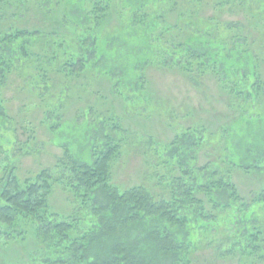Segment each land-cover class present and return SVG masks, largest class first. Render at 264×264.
Listing matches in <instances>:
<instances>
[{
    "label": "trees",
    "instance_id": "trees-1",
    "mask_svg": "<svg viewBox=\"0 0 264 264\" xmlns=\"http://www.w3.org/2000/svg\"><path fill=\"white\" fill-rule=\"evenodd\" d=\"M84 4L82 0H0V126L8 120L1 90L12 73L27 71L34 78L33 87L49 89L52 83H42L47 75H40L41 71L78 80L101 70L110 91L122 98L123 108L133 110L143 101L152 102L146 70L170 67L182 70L193 82L208 74L219 76L243 108L241 121L233 127L251 125L260 134L245 137L234 130L215 145L220 139L211 128H184L172 141L152 142L148 147L158 156L166 182L156 176L158 188L142 183L123 188L113 180L111 166L121 146L108 134L111 128L124 135L122 118L115 108L105 120L95 117L91 123L85 118L79 142L87 147L91 141V158L79 160L65 146L64 157L33 178L20 179L14 167L3 168L2 246L22 242L27 229L37 239L27 262L6 264H194L201 242L211 234H223L224 244L264 251V179L247 197L234 181L235 171L249 175L264 171V106H256L257 98L264 102V0H90L88 6ZM31 5L53 18L58 30L68 31L59 36V31L54 32L44 63L32 58L40 31L18 27ZM234 11L242 17L235 22L223 18ZM7 18L14 22L5 24ZM66 20L74 23L70 32ZM252 36L256 40L249 43ZM117 65L119 70L140 73L122 72L119 78L114 73ZM101 135L104 139H98ZM256 141L260 144L257 160L250 161ZM247 142L252 145L246 146ZM54 184L72 201L66 213L52 206Z\"/></svg>",
    "mask_w": 264,
    "mask_h": 264
},
{
    "label": "rangeland",
    "instance_id": "rangeland-1",
    "mask_svg": "<svg viewBox=\"0 0 264 264\" xmlns=\"http://www.w3.org/2000/svg\"><path fill=\"white\" fill-rule=\"evenodd\" d=\"M82 1L88 6L90 0ZM75 3L78 7L79 1ZM251 10L256 9L252 6ZM211 11L212 8L209 7V12ZM240 17L242 14L234 11L226 12L223 18L235 22ZM4 21L5 24L14 22L12 18ZM53 21L55 20L47 16L43 9L31 5L18 22L20 29L40 31V34L37 33L40 36L36 38L38 50L34 51L32 58L41 60V63L48 60L47 51L51 47L52 36H56L54 32L59 31L58 36L68 33L67 29L58 30L57 22L53 23ZM66 23L70 27V32L74 23L68 20ZM105 39L108 40L107 37ZM255 40V36L248 39L249 43ZM262 50L264 47L261 48ZM102 64L104 60L100 62V65ZM31 67L34 65L31 64ZM119 67L117 65L118 70L114 69V73L119 78L122 77V72L133 71L119 70ZM99 71L88 72L89 78L85 74L78 80H69L55 71L49 70V73L46 70L41 71L40 75H47V77L42 76V83L45 86L46 81L52 83L49 89L33 87L34 78L27 71L12 73L7 78L1 90L4 101L2 103L8 120L0 126L2 137L0 181L4 177L3 168L6 165L14 167L20 179L33 178L41 170L53 168L58 159L64 157L65 146L72 149V153L76 154L74 156L79 160L91 158V141L87 143V147L79 142L83 136L80 130L85 118L91 123L96 121L95 117L105 120L104 118L110 115L108 111L112 108H115L119 118H122L119 120L124 135L118 134L119 129L108 130L110 138H115L121 146L111 166L113 180L123 188L141 183L154 188L156 176H160L159 179L166 182L163 179L165 173L160 169L158 156L153 150L149 151L148 147L152 142L165 144L172 141L176 133L184 128L193 126L211 128L220 139L215 145L219 142L223 143L224 138L229 137V133L233 134L234 130L245 137L260 134L259 129L251 125L238 127L241 124L238 123L237 129L233 127L234 123L241 121L239 119L243 116V108L236 103L231 93L224 89L219 76L208 74L204 79L193 82L178 68L150 67L146 70V76L149 79L152 102L143 101L138 105V109L125 110L122 98L110 91L108 79ZM137 72L140 73L138 70ZM137 72L132 73L136 75ZM34 73L36 74V71ZM125 94L130 97L127 91ZM256 100L257 103L260 102L256 106H264V102L258 101V98ZM56 113L61 114V118H55ZM65 124H67L66 129L60 131L59 126ZM101 124H105V121ZM52 125H57V129H52ZM97 126L101 128L100 124ZM94 135V138H97L98 134L94 133ZM120 137H125L123 142ZM99 138L104 139V136L101 135ZM101 142L104 140L99 141ZM248 144L252 145L247 142L246 146ZM254 145H256L255 149L249 154L250 161L257 160L255 158L260 144L256 141ZM215 148L216 146L211 149L212 153ZM204 158L206 159L205 155ZM258 172L249 175L235 171L234 181L244 196L247 197L251 192L256 191L263 181L264 171L258 170ZM155 187L158 188V185L155 184ZM50 199L52 206L60 213H66L72 207L71 199L58 184H54ZM24 227L30 226L24 225ZM18 229L22 230L21 227ZM27 230L22 242L5 247L0 241V264L28 261L35 250L37 239L30 229ZM219 235L211 234L208 239L201 242L200 249L194 256V264H264V251L245 250L237 243L224 244L221 241L226 237L223 234Z\"/></svg>",
    "mask_w": 264,
    "mask_h": 264
}]
</instances>
